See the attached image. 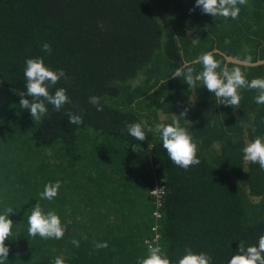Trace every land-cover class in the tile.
<instances>
[{
  "label": "trees",
  "instance_id": "16d2710c",
  "mask_svg": "<svg viewBox=\"0 0 264 264\" xmlns=\"http://www.w3.org/2000/svg\"><path fill=\"white\" fill-rule=\"evenodd\" d=\"M194 6L195 0H0V214L14 212L6 264H54L57 256L65 264H137L150 232L154 178L167 188L160 233L172 264L186 247L228 264L241 241L256 244L264 234V171L258 164L244 171L242 158L246 140L264 136L257 93L242 88L240 107H228L171 76L215 49L263 60L264 0L240 6L235 20L200 8L190 13ZM45 42L51 55L42 51ZM36 57L65 71L49 91L62 87L71 101L59 112L47 105L39 122L19 106L25 60ZM240 67L249 81L264 78V65ZM90 96L101 98L103 111ZM185 109L200 160L188 170L169 160L159 136L148 133L141 142L127 133L128 123L154 126ZM68 111L83 123L69 124ZM57 180V197L41 199L45 184ZM37 202L60 217L62 239L28 235ZM103 241L107 248H94Z\"/></svg>",
  "mask_w": 264,
  "mask_h": 264
},
{
  "label": "clouds",
  "instance_id": "9594fccd",
  "mask_svg": "<svg viewBox=\"0 0 264 264\" xmlns=\"http://www.w3.org/2000/svg\"><path fill=\"white\" fill-rule=\"evenodd\" d=\"M248 2L249 0H195L194 8L189 9V12L200 8L202 14H209L213 18L222 17L226 20H235L239 18L240 6H247ZM42 51L51 55V45L47 42L43 43ZM251 60V55H247L238 61V65H247ZM193 63L202 65V70L197 72L192 66ZM23 75L26 81V93L20 94L19 106L30 113L32 120L39 122L46 117L48 115L47 105H52L54 111L59 112L64 105L71 103L67 90L62 87L57 88L54 94L50 93L49 89L57 85L66 74L63 69L53 70L46 66L43 57L26 59ZM171 76L174 79L183 78V82L193 90L197 87L207 89L215 97L216 102L224 106L239 108L242 98L239 90L242 88L254 90L257 93L253 98L254 102L264 105V78L257 77L249 81L240 66L230 69L227 63L215 58L214 52L201 53L192 63L185 62L181 67L176 68ZM26 96L31 99L25 98ZM100 99L98 96L89 97V103L95 106L97 111H103ZM186 112L187 109L182 111L179 116H164L154 126L140 121L128 123L125 127L128 135L137 141H146L148 133L159 136L169 160L175 166L188 170L190 167L198 165L200 160L197 156V143L189 131L192 122L183 119ZM66 115L69 124L80 125L83 123L81 115L71 111H68ZM166 120H170V123H165ZM242 152L244 171H249L247 167L249 164H258L259 168L264 171V136H257L249 141L243 147ZM147 154L146 152V156ZM60 187L59 180L55 183L45 184L43 192L40 193L41 199L54 200ZM9 214H14L12 207L6 208L5 212L0 214V264H6L10 251L5 243L12 237L13 222L8 218ZM28 225L27 231L30 237L39 236L45 240H60L66 231L57 213L54 210L45 212L39 202L32 207L31 214L28 216ZM72 244L79 247L78 240L73 239ZM107 247V241L94 244L95 249ZM184 252L185 254L176 261V264H212V257L206 252L194 253L191 248L187 247ZM54 264H65V260L62 256H57ZM137 264H172V261L162 247L149 245L147 256L145 254L144 258H138ZM228 264H264V234L258 237L256 244L246 246L245 242L241 241L237 252L228 260Z\"/></svg>",
  "mask_w": 264,
  "mask_h": 264
},
{
  "label": "built area",
  "instance_id": "2783aa9c",
  "mask_svg": "<svg viewBox=\"0 0 264 264\" xmlns=\"http://www.w3.org/2000/svg\"><path fill=\"white\" fill-rule=\"evenodd\" d=\"M167 194L166 184L162 179H155L149 190V197L152 200V212L150 215L151 224L148 236L143 240L145 254H148L149 245L161 247L162 236L160 233V221L162 220V210L164 207V198Z\"/></svg>",
  "mask_w": 264,
  "mask_h": 264
},
{
  "label": "water",
  "instance_id": "95a60500",
  "mask_svg": "<svg viewBox=\"0 0 264 264\" xmlns=\"http://www.w3.org/2000/svg\"><path fill=\"white\" fill-rule=\"evenodd\" d=\"M212 52H214L215 54H220L223 58H224V62L228 64H232V65H237V66H242V67H257V66H260V65H264V59L263 60H258L256 62H250L249 64L247 65H238V61H240L239 59H236L232 56H227L223 53H221L220 51H218L217 49L215 50H212ZM173 78V77H172Z\"/></svg>",
  "mask_w": 264,
  "mask_h": 264
},
{
  "label": "rangeland",
  "instance_id": "374dc122",
  "mask_svg": "<svg viewBox=\"0 0 264 264\" xmlns=\"http://www.w3.org/2000/svg\"><path fill=\"white\" fill-rule=\"evenodd\" d=\"M141 155H142L143 158L146 157V152L142 151V152H141ZM154 179H155V178H154ZM154 179H153V180H154Z\"/></svg>",
  "mask_w": 264,
  "mask_h": 264
},
{
  "label": "flooded vegetation",
  "instance_id": "af4514ba",
  "mask_svg": "<svg viewBox=\"0 0 264 264\" xmlns=\"http://www.w3.org/2000/svg\"><path fill=\"white\" fill-rule=\"evenodd\" d=\"M248 143H249V141L246 140V142H245V146H246ZM147 156H148V157L150 156L149 153L147 154ZM247 192H248V191H247Z\"/></svg>",
  "mask_w": 264,
  "mask_h": 264
},
{
  "label": "bare ground",
  "instance_id": "6f19581e",
  "mask_svg": "<svg viewBox=\"0 0 264 264\" xmlns=\"http://www.w3.org/2000/svg\"><path fill=\"white\" fill-rule=\"evenodd\" d=\"M163 218V217H162ZM161 247L163 248L162 242H161Z\"/></svg>",
  "mask_w": 264,
  "mask_h": 264
}]
</instances>
